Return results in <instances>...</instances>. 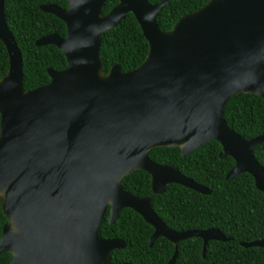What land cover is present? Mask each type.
Wrapping results in <instances>:
<instances>
[{
    "label": "water",
    "instance_id": "1",
    "mask_svg": "<svg viewBox=\"0 0 264 264\" xmlns=\"http://www.w3.org/2000/svg\"><path fill=\"white\" fill-rule=\"evenodd\" d=\"M170 1L119 0L105 15V0L42 4L66 23L67 33L36 44L56 45L67 65L48 68L51 81L26 90L22 53L0 0V40L9 56L0 78V201L9 219L0 254L11 253L12 264H129L110 259L126 241L99 232L108 210L113 223L128 207L153 226L150 246L161 236L175 244L167 264H175L187 238H202L203 254L210 240L228 241L217 228L173 230L150 195L124 189V177L140 169L151 175L155 194L171 183L211 192L174 164L153 161L155 147H179L187 156L217 140L220 156L235 160L226 178L247 172L264 192V167L254 155L264 134L245 139L224 116L238 93L264 99V0H209L164 31L157 16ZM129 12L149 53L137 68L115 64L105 75L101 35ZM241 245L264 247V238Z\"/></svg>",
    "mask_w": 264,
    "mask_h": 264
},
{
    "label": "trees",
    "instance_id": "2",
    "mask_svg": "<svg viewBox=\"0 0 264 264\" xmlns=\"http://www.w3.org/2000/svg\"><path fill=\"white\" fill-rule=\"evenodd\" d=\"M119 0H105L103 14H107ZM162 0H148L156 4ZM209 0H172L159 12L157 21L164 31H170L185 14L194 12ZM68 6V0H6L5 14L8 26L21 50L23 77L26 90L48 84V68L63 69L66 55L54 44L38 46L37 39L57 33L66 36L67 25L58 16L41 9L42 4ZM149 42L140 23L132 12L126 14L118 26L101 35L103 74L119 64L123 71L137 68L148 53ZM9 69L7 48L0 40V78ZM230 126L245 139L264 134V99L252 93L234 95L224 110ZM1 121V114H0ZM221 144L211 140L187 156L179 147L162 146L149 151L158 164H174L184 175L208 187L211 192L202 194L187 186L171 183L167 190L155 194L151 175L135 170L122 181L126 191L142 197L150 195L153 207L162 220L173 230H204L217 228L228 241L210 240L203 254V240L191 237L178 244L175 264H264V247L242 246L264 238V192L257 188L253 176L247 172L227 179L235 165L231 156L221 157ZM254 155L264 167V142L256 146ZM9 219L0 201V238ZM104 238H122L126 247L111 251L113 262L129 264H167L173 256L175 244L158 237L152 246V225L132 208H123L118 218L110 223L109 210L99 227ZM11 253L0 254V264H12Z\"/></svg>",
    "mask_w": 264,
    "mask_h": 264
}]
</instances>
